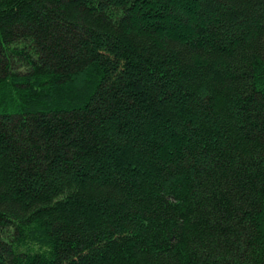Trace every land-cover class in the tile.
I'll return each mask as SVG.
<instances>
[{"label": "trees", "instance_id": "1", "mask_svg": "<svg viewBox=\"0 0 264 264\" xmlns=\"http://www.w3.org/2000/svg\"><path fill=\"white\" fill-rule=\"evenodd\" d=\"M0 264H264V0H0Z\"/></svg>", "mask_w": 264, "mask_h": 264}]
</instances>
